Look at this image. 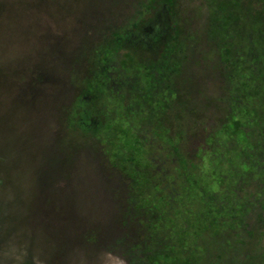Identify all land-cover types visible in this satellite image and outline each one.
<instances>
[{"label":"rangeland","instance_id":"374dc122","mask_svg":"<svg viewBox=\"0 0 264 264\" xmlns=\"http://www.w3.org/2000/svg\"><path fill=\"white\" fill-rule=\"evenodd\" d=\"M263 28L264 0H0V264H264Z\"/></svg>","mask_w":264,"mask_h":264},{"label":"trees","instance_id":"16d2710c","mask_svg":"<svg viewBox=\"0 0 264 264\" xmlns=\"http://www.w3.org/2000/svg\"><path fill=\"white\" fill-rule=\"evenodd\" d=\"M169 31L168 22L166 19L165 13H160L155 20L142 28L139 32H137L135 35H133V41L135 45L141 44L142 46L146 47H155L159 45L165 36H167V32ZM254 45L256 48H258L262 55L264 56V28L262 31V34L260 37L257 35L254 36ZM258 85L260 84L261 87L259 88L257 83L254 84L252 87L248 97H249V106L250 110L253 112L255 109L254 101L257 102V100L260 97H264V79H261L258 81ZM83 116V115H82ZM122 127L119 125V127H116L114 129L115 132H113V136L115 137L116 141V149L115 153H123L126 158L125 160L127 162H130L131 164L136 165L140 163L139 161V155L135 153V151L132 152V149L135 148V136L132 130H125L121 129ZM110 131V130H109ZM125 167V165H123ZM130 171V169H129ZM138 172L137 169H134V173ZM137 174V173H136ZM160 261H155L154 264H159Z\"/></svg>","mask_w":264,"mask_h":264}]
</instances>
